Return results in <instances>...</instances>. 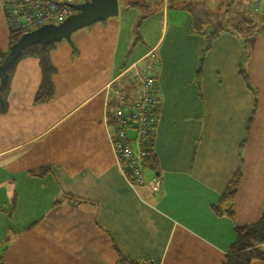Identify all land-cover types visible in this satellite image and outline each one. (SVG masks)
Segmentation results:
<instances>
[{
    "label": "crops",
    "instance_id": "crops-1",
    "mask_svg": "<svg viewBox=\"0 0 264 264\" xmlns=\"http://www.w3.org/2000/svg\"><path fill=\"white\" fill-rule=\"evenodd\" d=\"M258 1L250 2L264 11ZM118 2L117 16L54 44L47 102L36 101L38 57L12 70L0 112V264H223L235 227L264 210V31L245 62L242 39L221 32L200 67L206 35L192 31L190 9ZM9 28L0 0L4 52ZM146 62L160 99L157 168L146 170L160 180L157 192L130 186L106 123L111 88L129 99L137 92L122 71ZM238 169L233 215L218 214Z\"/></svg>",
    "mask_w": 264,
    "mask_h": 264
},
{
    "label": "trees",
    "instance_id": "trees-1",
    "mask_svg": "<svg viewBox=\"0 0 264 264\" xmlns=\"http://www.w3.org/2000/svg\"><path fill=\"white\" fill-rule=\"evenodd\" d=\"M10 0H4V7L6 17L8 20L7 4ZM180 4L187 7L193 12L192 20V31L206 35V43L202 48V56L200 59V67L203 62L204 54L210 47L212 40L218 36L221 32H230L236 34L242 39V62L248 60L252 51L253 45L257 36L264 31V11L253 6V3L248 1H231L227 2V8L223 17L215 19L214 28H208L210 21L203 20L206 16L207 11L204 14L198 15L191 5L187 4L185 0H178ZM212 21V20H211ZM220 21V22H219ZM9 23V20H8ZM9 39L10 46L15 43L19 37L24 33L20 29L14 28L9 25ZM32 30V29H31ZM30 31V30H29ZM54 43L48 44L45 48H42L40 44H35L27 47L23 50L21 55L16 59L12 66L8 69V78L1 82L0 81V112L4 113L8 107V94L10 89V80L12 70L16 62L26 56H34L40 59L42 68V82L36 94V101L39 103L47 102L52 97L54 90L52 85V75L54 68L50 62V52L53 48ZM9 51V50H8ZM0 50V63L2 62L5 55L8 53ZM245 80L247 76L245 70L242 69ZM153 140L148 144L147 156L143 159V165L145 173L148 168H157L156 157L153 151ZM121 166L125 171L128 170L126 163L122 160ZM147 175V174H146ZM241 181V171H238L233 176L232 180L228 183L219 203L213 208L218 214L226 213L228 216L233 215V202L236 197L238 187ZM236 241L228 248L223 264H251L253 259L264 260V251L261 245L264 243V210L261 213L257 221L249 224H243L235 227ZM134 264H141L135 260H131ZM143 264V263H142ZM148 264H157L155 261L149 262Z\"/></svg>",
    "mask_w": 264,
    "mask_h": 264
},
{
    "label": "built area",
    "instance_id": "built-area-1",
    "mask_svg": "<svg viewBox=\"0 0 264 264\" xmlns=\"http://www.w3.org/2000/svg\"><path fill=\"white\" fill-rule=\"evenodd\" d=\"M78 0H10L7 4L9 25L23 32L48 23L58 24L75 12L70 4ZM154 57L152 52L149 54ZM150 62L141 68L132 66L122 71V76L131 78L137 87L131 99L117 88H111L115 100L107 104L106 123L116 157L126 163L127 171L121 169L130 186L159 191L161 183L157 176L148 178L143 159L153 140L160 99L155 76L149 73ZM135 132L129 137L127 132ZM156 262V261H155ZM159 264L158 262H156Z\"/></svg>",
    "mask_w": 264,
    "mask_h": 264
},
{
    "label": "water",
    "instance_id": "water-1",
    "mask_svg": "<svg viewBox=\"0 0 264 264\" xmlns=\"http://www.w3.org/2000/svg\"><path fill=\"white\" fill-rule=\"evenodd\" d=\"M70 6L75 9V12L62 22L44 24L24 32L10 46L8 53L0 63L1 82L8 78L9 67L27 47L40 44L42 48H45L50 43L70 40L76 31L119 14L118 0H85L71 3ZM127 134L129 137L135 136V132L132 130H129Z\"/></svg>",
    "mask_w": 264,
    "mask_h": 264
},
{
    "label": "rangeland",
    "instance_id": "rangeland-1",
    "mask_svg": "<svg viewBox=\"0 0 264 264\" xmlns=\"http://www.w3.org/2000/svg\"><path fill=\"white\" fill-rule=\"evenodd\" d=\"M187 4L191 5V7L195 10L196 14L201 15L204 14L202 10H206L207 14L203 17V20L210 21V23L215 22V19L220 16L223 17L225 13V8H227V2H231L233 0H185ZM239 1V0H235ZM243 2L251 1V0H240ZM259 2L258 0H256ZM260 3V2H259ZM205 15V14H204ZM212 20V21H211ZM220 22V21H219ZM214 24H211V28L213 29Z\"/></svg>",
    "mask_w": 264,
    "mask_h": 264
}]
</instances>
